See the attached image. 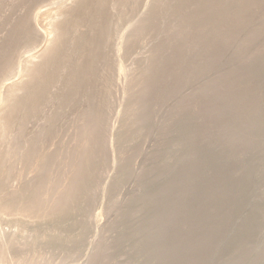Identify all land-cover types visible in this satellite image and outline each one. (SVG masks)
Masks as SVG:
<instances>
[{
  "label": "bare ground",
  "instance_id": "bare-ground-1",
  "mask_svg": "<svg viewBox=\"0 0 264 264\" xmlns=\"http://www.w3.org/2000/svg\"><path fill=\"white\" fill-rule=\"evenodd\" d=\"M35 1L10 2L24 13L15 19L11 11L7 16L15 20L3 19L5 25L0 14V32L8 30L0 37V87L5 89L0 95V211L62 222L90 211L93 200L101 198L94 196L108 164L107 125L114 121L109 109L118 98H111V91L118 94L111 90L117 69L109 52L119 24L137 13L141 0H68L69 7L66 1L67 7L51 12L56 17L50 19L52 38L23 57L39 35L34 25L42 12ZM150 5L123 42L129 50L149 36L156 44L143 78L134 82L137 90L128 93L127 123L117 141L123 147L141 138L154 127L156 107L174 99L162 126L171 138L140 173L129 155L120 158L110 190L135 179L138 191L122 206L114 200L120 234L112 246L101 242L89 264L120 254H128L127 264H264V0H153ZM16 71L20 78L12 81ZM83 103L80 127L72 126L78 129L77 144L68 142L75 148L65 159L55 152L45 156L58 124L68 122L62 120L66 110L73 113ZM47 109L54 111L48 115ZM38 118L45 126L28 133L29 123ZM37 160L39 176L10 192L16 164L28 168ZM64 163L70 168L69 177L64 175L68 182L58 190L53 174L63 179L55 166ZM25 175L30 176L28 170ZM6 251L0 247V259Z\"/></svg>",
  "mask_w": 264,
  "mask_h": 264
},
{
  "label": "rangeland",
  "instance_id": "rangeland-1",
  "mask_svg": "<svg viewBox=\"0 0 264 264\" xmlns=\"http://www.w3.org/2000/svg\"><path fill=\"white\" fill-rule=\"evenodd\" d=\"M13 1H15V0H5L4 1L5 4L1 3V6H5L7 4L6 2H8V4L10 2L13 3ZM39 1L37 0V2L36 1L34 2L35 8L40 7L39 11L42 12L39 15L37 23L34 22V24L36 23L34 25V28H35V30L37 29L36 31L39 30L38 31L39 35H38L36 41L34 42L36 45L32 44L27 49V50L32 49V51L25 54L23 57H27L29 55H32L36 51H39L46 44V42L52 38L53 35L51 33V24H52V21L54 20V18H56V17L54 16L55 14H53L51 12L54 11V9L56 11L61 6L67 7L68 5L70 6L72 4L68 0H63V1L62 0L61 1L55 0V2L57 4L55 6H54V2H53L54 0H51L52 2L50 0H45V2L42 0V1H40L41 2L40 4H39ZM66 1L69 2L70 4L67 3ZM70 1H73V0H70ZM152 2H153V0H141V2L139 4L141 6H138V9L136 11L137 13H135L132 17L129 16V19L127 18L126 21H122V23L119 24L121 27L119 29L121 33L119 32V35H118L119 30L117 29L116 34H115V35H117V39H116V36L114 35L115 38L113 37V40H112L113 42L111 43V46H113V47H111L112 52L110 50L109 54L111 53V55L109 57H110V59L114 58V60L112 59L113 61H115V62H113V64L116 63L114 66L117 69L115 71V69L112 68L113 69L112 86H114V88L111 86V90L115 91V93H118L115 95L111 91V98H114L118 95L117 96L118 100L116 98H114L115 101L111 102L109 111L113 110L112 111L113 114L110 112H109L110 114H108V116H109L108 118H110L111 120H114L115 122L112 121V123H111L112 125H111L110 124L111 121L109 119L108 122H109L110 126L107 125L108 130H107V134H106V139H107L106 141H108L107 146H108V148H110V149H108V155H109L108 164L103 168V170L100 173L101 175L99 176V180L97 183L98 187H96V192H95L96 194L94 196V198L96 199L98 197V196L96 197V195L99 194V196L101 198L99 199V197H98L96 200H93L94 203L92 202L91 207H90L91 210L89 209L90 211H88L86 213L80 212V213L76 214L75 217L70 218V219H72V221L70 219L64 220L62 222L61 221L60 222L59 221L53 222L50 220H48V221L47 220L46 221L41 220L40 221V219L38 221L37 218H34L30 214L23 212V211H18V210L12 211V212L0 211V247H4V246L7 247V251L4 254V258L0 259V264H89V262L93 256L92 254L95 253L94 251H96V248L98 247V245L101 242H103V243L105 242V244L107 243L108 246H109V244H110V246H112L113 243L115 242V240L117 239L116 237L119 236V234H120V229H118V228H120V227H118L119 226V221H118L119 220V214H118L119 212H117L114 209V205L112 208V204H114L115 201H116V203L120 204V206H122L123 203L125 204L127 202V200L129 199V197L133 193L138 191V186H137L138 183L135 179L130 180V182L128 181L127 183L123 184L119 189H117L115 192H112L110 189H111V186L114 184L115 181L112 183L111 177L112 176H113V178L116 176L118 177L120 163H121L120 160L123 159L124 155L125 156L129 155L131 157V163H132L131 165H132V168H133L135 173H140L141 171L144 170V168H148V166L150 167L152 165L153 157L156 154H158L159 152H161V150L166 147L167 143L169 142V139L171 138V137H168L162 133V126L168 120L169 112L175 106V103H176V101L173 99L175 102L173 100H170L171 102L168 101L166 105H158L155 109L154 121H153L154 127H152L153 129L151 128L148 132H145L141 136V138H139L135 142L126 141L124 143V146L122 147L121 146L122 143L119 140L117 141V138L121 137V136H119V134L123 132V131H121V128H123L122 130H124L126 123H127L128 111H126V110L128 109V106H127V103H125V101L128 100L131 88H134L137 90V87H133V85H135L138 80H141V78H143L142 76H144L145 71L149 65V58L152 55L153 46L156 44L155 39H153L152 37L150 38V36L141 40L139 43H137V45L134 48H132L130 50L128 49V46H124V43H125V41H126V44L128 43V38L130 35V31H131L129 29H131L132 27L134 28V26H136L135 23H137V20L139 19V17L142 14H144V15L146 14V13H144V11L148 12L147 9H149L151 7L150 3H152ZM62 3H64V4L67 3L66 4L67 6L62 4ZM48 4H49V6H47ZM7 5H6V7H7ZM12 5L13 4H9L8 9L6 7L5 8L3 7L5 10L7 9L6 11L9 10L10 12L9 11L8 12L3 11L4 9L0 8V11H1L0 14L4 15L3 17H2V15H0L2 17L1 21L3 19H11L10 17H12V16L14 18L15 17L19 18L20 15H22L24 13V11H22L23 10L22 6L16 5L15 7H13ZM11 11L14 13H12ZM141 12H142V14H141ZM9 13H10V15H11V13L14 14L15 16L14 15L7 16V14H9ZM47 14H49V15L47 16ZM5 15L9 18H7ZM41 15H42V17H41ZM13 17H12V20H15L16 18L14 19ZM44 17H46V18H44ZM45 19H48V22ZM50 19L51 20L53 19V20L51 21ZM3 22L4 21L1 22L2 25H5ZM82 30H85V28H82ZM7 31L8 30L1 31L0 37L4 38L7 34ZM41 34L43 37L41 36ZM120 35H122V36L120 37ZM116 42H117V44H114ZM261 42L262 43L260 45H263L264 44L263 39ZM116 45H117V47H116ZM121 48L122 49L123 48L128 49L127 50L128 52L131 50L132 51L127 54V51L122 50ZM114 49H116V50H114ZM34 50H36V51H34ZM121 51H123V53H126V54L121 53ZM113 64H111V66ZM17 72L18 71H16V74H15L16 77L14 76L15 79L13 78L12 81L13 80H19L20 77L19 76L17 77V75H18ZM8 82H11V80H9ZM134 82H135V84H134ZM116 84H117V86L115 87ZM195 86L196 85H194V87ZM194 87L192 89H194ZM117 89H118V91H116ZM189 90L190 89H186L185 93L190 94L192 92V90H190L191 92ZM4 91H5V89H4ZM4 91H3V88L0 87V95ZM187 91H189V92H187ZM116 100H117V102H116ZM111 101H112V99H111ZM0 102L2 103V101H0ZM171 104H173V106H171ZM81 106H82L81 108H78L80 106L74 108L73 113L75 114V112L77 111L78 112L77 115L76 114L73 115V113H68V111L72 112L71 108H70L71 110L70 109L66 110V114L67 115L71 114V115L70 116H67L66 114H65V116L63 115L64 119H62V120H65V117H66V120L68 119L67 120L68 122H66V120H65L66 124H64V122L61 121L63 124L61 122H59L61 124H58V126H60V125H61V127L66 126L65 128L70 126L71 128H69V129H71L72 134L70 132H67V129H68L67 128L66 130L63 129L67 133L61 132V134H62V136H61V135H59L60 134L59 132L63 131V130L61 127H57V131L55 134L57 135L59 133L58 136H56L54 134V136H51L48 139L49 141H47V143L45 144V147L47 148V150H46V148H44V152H46L45 156H47L49 154H54L53 152H55V154H60V156L65 159L67 152H69L73 148H75L74 146H72L73 148L71 146H69L68 142L71 141V144L73 143L72 145L77 144V139H76L77 130L79 129L78 127H80V123L82 121L80 114L86 108V104L83 103ZM168 109H169V111H168ZM52 110H48L49 112L46 111V114L48 113V115H49L51 112L54 111V110L53 111ZM72 115L75 116V118ZM110 116H112V117H110ZM124 117H126V119H124ZM123 119L125 120V122H123L124 121ZM69 120H70V122H69ZM44 121H45V119L43 120L42 118H38V119L31 121L28 125V133H30V134L35 133L36 134L37 132H39L45 126ZM113 122H114V124H113ZM116 122H117V125L119 124L120 126L115 125ZM73 125L77 126L78 129L75 130L76 127H72ZM119 127H120V130H118ZM34 128H37V129L34 131ZM72 128H74V129H72ZM30 131L31 132L34 131V132L31 133ZM68 131H70V130H68ZM150 131H151V133H150ZM110 133H111V135H110ZM117 135H118V137H117ZM68 137H70V138L72 137V140H69L70 138L68 139ZM65 138H66V141H65ZM74 138H75V140H74ZM62 140H64V142ZM67 140H69V141H67ZM48 143H50V144H48ZM60 143L62 144V148H60L61 147ZM67 145L70 147V149L68 148ZM57 147H59V149ZM63 147H65V149ZM66 147L68 148V150ZM123 148H124V150H123ZM60 149H61V151H59ZM124 153H126V154H124ZM153 154H155V155L153 156ZM120 158H122V159H120ZM39 161H41V160H37L31 167H28V168H26L27 166H25L22 162L16 164V165H18V166H16V168L19 169L20 172L22 169H24V171H22V172H24V175H22V173L20 174L19 171H15V176L11 179L10 186H9L10 192H16V190H18V189L20 190L24 186V184L27 183V181L32 182L33 180H35L39 176V174H40V171H38V170H40L39 169L40 168V162ZM55 167H58L59 171L62 170L60 173L62 174L61 178H63V179H60L59 175L57 176V175L53 174V179L56 182L55 186L59 187L60 183L63 180H64V182H66V183L63 182V185L67 184L68 178L66 181H65V178L69 177L68 175L70 172V168L67 166L66 163L62 164L61 166L57 165ZM58 168H54V169H58ZM27 170H28V173H30V176H28L29 174L25 175V173H27ZM54 172H56V170ZM57 172H58V170H57ZM66 174H67V176L65 177L64 175H66ZM101 176L103 178H101ZM21 178H25V179L23 180ZM114 179L116 180V178H114ZM63 185L61 184L60 186L63 187ZM97 188L98 189L100 188V189L97 190ZM59 189L60 188H58V190ZM108 191L112 192V193L108 195ZM112 194H115L116 197ZM111 196H114V197L111 198ZM107 207H109V208H107ZM93 210H95V211L91 212ZM90 213H91V215H90ZM114 225H115V227H113ZM116 229H118V230L116 231ZM77 237H79V238H77ZM52 239L54 242L52 241ZM7 240H9V244H7L8 243ZM77 240H80V241L82 240V243H80V241H79L78 242L79 244L75 243V247H74L73 241L76 242ZM2 242H4V244H2ZM76 244L78 247L76 246ZM127 248L130 249L129 247H127ZM124 255L125 254H120L119 256H115V257H113V260L112 259L111 260L110 259H104L103 263L104 264H107V263H109V264H118V263L127 264L128 263L127 260H129V256H128V254H126V256H124Z\"/></svg>",
  "mask_w": 264,
  "mask_h": 264
}]
</instances>
